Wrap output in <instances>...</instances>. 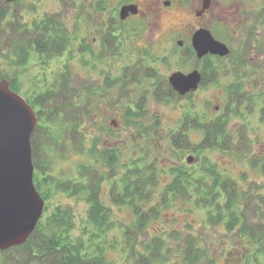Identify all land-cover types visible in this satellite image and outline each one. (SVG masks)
I'll return each instance as SVG.
<instances>
[{
    "label": "trees",
    "instance_id": "1",
    "mask_svg": "<svg viewBox=\"0 0 264 264\" xmlns=\"http://www.w3.org/2000/svg\"><path fill=\"white\" fill-rule=\"evenodd\" d=\"M2 13L0 10V15ZM15 64L20 63L16 61ZM64 76L51 85L47 83L44 90L31 100L26 99L37 117L30 138L33 181L46 202L44 212L27 240L0 251V264H117L107 255L109 250L118 246V239L109 237L114 230L122 231L124 243L119 249L125 259H132V264H157V260L167 258L171 248L163 237L165 233L146 242L138 241L136 237L143 232L150 219H156L161 209L177 197L187 204L188 211L203 210L208 225L222 224L229 231L236 228L238 236L246 237L251 249L241 264H264V206L261 211L263 219L248 221V205H241L244 191H239L233 178L222 176L206 156L202 159L197 156L200 158L198 167L189 169L181 166V171L171 168V179L163 189L161 201L151 206L147 205L150 196L148 187L158 185L154 163L130 158L129 164L124 165L125 170L117 177L118 154L114 148L96 147L93 143L88 150L90 162L80 164L76 173L64 180L47 173L51 167L48 159L51 153H63L66 148L82 150V135L78 132V126L82 120L81 114L87 113L84 110L85 99L80 97L81 102L79 106L76 105L75 100L79 96L66 94V90L71 88ZM9 87L18 91L15 79H9ZM239 106L238 103H227L222 112L207 119L191 102L188 108L185 107L181 118V131L170 133L172 146L181 151H194L198 155L207 149L226 152L237 148L240 150L246 140L245 129L237 130L238 144L233 143V135L228 131L230 116L243 114ZM195 130L202 133L200 142L196 144L189 136V132ZM257 162H260L258 167L264 174V155L251 163L256 167ZM109 178L111 203L131 209L134 220L130 224L113 219L111 208L100 198L101 182ZM58 191L68 197L81 194L88 203L85 220L77 234L74 233L76 226L70 205H56L49 210L50 197ZM258 197L264 204V194H258ZM166 235L169 239L179 237L181 246L176 244L181 264H213L212 254L191 231H171Z\"/></svg>",
    "mask_w": 264,
    "mask_h": 264
},
{
    "label": "flooded vegetation",
    "instance_id": "2",
    "mask_svg": "<svg viewBox=\"0 0 264 264\" xmlns=\"http://www.w3.org/2000/svg\"><path fill=\"white\" fill-rule=\"evenodd\" d=\"M64 1L68 5L69 25L56 12L41 15V0L31 1L30 7L22 4L21 0H0V10L3 11L0 15V58L5 57L14 65L18 61L21 66L29 63L37 66L33 80L40 76L41 71H46L49 73V81V75L54 73L51 65L60 63L62 74L52 82L61 80L65 74L64 78L71 88L66 90V94L84 98L85 111L92 107L93 100L109 91L129 98L125 110L129 116L141 117L147 113L149 98L158 103L173 102L181 109V97H191L199 87L216 81L218 60L231 53L226 37L216 30L217 26L220 28L219 24L226 32L230 31V39L239 35L244 38L243 50L254 47L252 42H255V28L259 29V34H264V0H121L119 5L110 8V0ZM128 5L135 6V12H128L122 18L120 9ZM198 30L208 31L215 40L228 47L229 53L224 56L207 53L198 57L192 45V36ZM261 45L264 46L259 43L257 50L261 49ZM175 56L180 65L181 59H194L195 68L189 72L196 70L200 74L198 87L183 96L169 81V77L175 73H189L181 72V67L172 70L168 68L169 58ZM73 65L82 69V81L88 82L80 90L69 85L71 76H74ZM258 90L260 92L254 94L242 84H231L227 90V99L230 98L227 103H238L242 112L255 110L258 103L262 104L258 107V115L264 121V84L259 85ZM131 123L141 124L135 121ZM154 124L161 126L158 121ZM79 125L81 151H84L83 139L90 138L89 134L87 136L80 129L82 127L84 130V123ZM174 130L181 131V117ZM117 146L114 141L106 148H114L118 154ZM85 151L88 152V148ZM147 161L154 163L158 176V185L148 187L150 196L147 205L156 198L151 204L154 205L161 201L163 189L170 182V169L181 171V165L166 170L156 164V157ZM199 162L200 158L197 157L187 163L193 165ZM127 164L129 161L124 163ZM39 183L43 187V182ZM176 200L181 198L177 197L173 202Z\"/></svg>",
    "mask_w": 264,
    "mask_h": 264
},
{
    "label": "rangeland",
    "instance_id": "3",
    "mask_svg": "<svg viewBox=\"0 0 264 264\" xmlns=\"http://www.w3.org/2000/svg\"><path fill=\"white\" fill-rule=\"evenodd\" d=\"M31 1L34 0H21V3L30 7ZM109 2L110 8L116 4L119 5L121 0H110ZM40 5L41 15H44L45 12L47 14L56 12L58 17L66 25H69L68 5L64 0H41ZM219 26L220 28L217 26L216 30L221 31V34L226 37L231 53L227 57L218 60L217 80L199 87L191 97L181 99V109L173 102L158 103L149 98L147 113H144L141 117H133L125 114L129 98L109 91L93 100L92 107L87 113L81 114L80 118H82L81 122L84 123V130L82 127L80 129L87 136L89 134V140L83 139L85 149L88 148L89 150L93 143L96 147L106 148L107 145L116 141L119 149L116 160L117 177L122 174L123 169L125 170L124 163L133 157L140 160V162L156 157V164L166 170L171 166L179 165L190 167L189 169L198 167V163L193 165L187 163L186 158L190 155L194 159L197 156H201V159L203 156L208 157L209 161L216 165L222 176L233 178L238 184L239 191H244L245 194L241 197V205L243 203L248 205L246 210L248 221H259L263 219L261 211L264 204L260 201L258 194H264V174L258 167L260 162H257L256 167L251 162L254 159H261L264 155V121L258 115V107L262 104L258 103L255 110H244L241 116L231 115L229 118L228 131L233 135V143L238 144L237 130L245 129L244 137L246 140L240 150L237 148V150L226 152L218 149H207L198 155L191 150H178L170 142V133L175 131L174 128L180 121V117L182 118L185 107L188 108L191 102H193L196 110L205 114L207 119L213 118L224 110L228 102L227 90L231 84H242L243 87L248 88V91L254 94L255 92L259 93V85L264 84L262 83V80H264V46L261 45V49L257 50L259 43L264 44L263 32L259 34L257 32L259 29L255 28L253 33L255 42H252L254 47L251 49L247 47L246 50H243L244 38L239 35L230 39V31L226 32L223 26L220 24ZM195 65L196 61L194 59H181L180 65L178 57L175 56L169 58L168 68L172 70L181 67V72L186 73L195 68ZM51 69L54 70V73L51 76L49 75V81V73H46V71H41L40 76L33 80L38 70L37 66L30 63L24 66L14 65L11 60L5 57L0 58V76L5 79H15L18 87L17 92L28 101L39 92H42L47 83L51 85L53 80L61 76L60 63L52 64ZM73 70L74 76H71L69 85L80 90L81 86L88 82L82 81L83 71L79 66L73 65ZM76 98V105L79 106L81 98ZM134 121L141 122V124L133 125L131 122ZM156 121L161 126L159 124L155 125L154 122ZM114 122L116 123L114 124ZM189 136L192 142L196 144L200 142L202 133L200 130H195L189 132ZM73 149L67 150L66 148L63 153H51L48 159L52 168L47 173L59 180H64L74 175L81 163L90 162L89 152H86L85 149L84 151L77 148ZM164 175L166 176L167 173H164ZM159 179H161L160 174ZM110 188L111 178L101 182V200L111 208L113 219L130 224L134 220L131 209L127 206L112 204L109 198ZM155 201L156 198L151 202L154 203ZM66 204L72 207L76 226L74 233L77 234L85 220L87 202L81 194L68 197L65 193L58 191L50 197L48 207L50 210L56 205L65 206ZM187 230L198 238L201 245L208 248L214 259L213 264H241L251 249L246 237L238 236L236 228L229 231L222 224L208 225L203 210L188 211L187 204L181 202V200H176L163 207L156 219H150L146 223L145 229L137 235L136 239L146 242L156 235L165 233L163 237L168 240L167 245L171 248L167 258L157 260V264H181L179 248L176 244L179 243L181 246V241L179 237L167 238L166 233ZM110 236H115L118 239V249L116 247L114 250H109L107 252L108 258L117 264H132V259H125L124 253L119 249L124 243L122 231L114 230L109 234Z\"/></svg>",
    "mask_w": 264,
    "mask_h": 264
},
{
    "label": "water",
    "instance_id": "4",
    "mask_svg": "<svg viewBox=\"0 0 264 264\" xmlns=\"http://www.w3.org/2000/svg\"><path fill=\"white\" fill-rule=\"evenodd\" d=\"M128 12H135V6H122L120 16ZM192 45L198 57L229 53L228 47L206 30L193 34ZM169 81L183 96L198 87L200 74L196 70L175 73ZM36 123L33 107L9 87L7 79H0V251L23 244L44 211V200L33 181L30 138ZM186 160L192 162L193 157Z\"/></svg>",
    "mask_w": 264,
    "mask_h": 264
}]
</instances>
